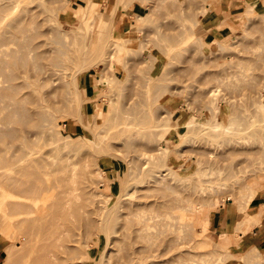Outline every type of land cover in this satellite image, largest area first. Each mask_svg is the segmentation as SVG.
<instances>
[{"label":"rangeland","instance_id":"374dc122","mask_svg":"<svg viewBox=\"0 0 264 264\" xmlns=\"http://www.w3.org/2000/svg\"><path fill=\"white\" fill-rule=\"evenodd\" d=\"M59 1L0 0V40L16 34L18 26L25 36L57 29L83 34L80 19L69 10L73 5L84 6L88 0ZM96 1L108 20L115 0ZM132 2L141 6L139 14L147 16L136 27L131 24L136 22L137 13L126 11ZM205 8L207 11L201 15ZM124 12L128 14L127 28L118 31ZM112 21L114 33L108 45L100 49L102 52L93 42L91 54L85 56L83 39L79 38L75 50L71 48L68 54L70 61L82 69L79 102L84 108L82 117L87 120L83 123L76 112L72 117L69 110H75L78 104L67 107L63 102L70 95L63 96L59 88L63 81L59 78L50 85L58 91L51 101L54 106L48 108L56 135L43 133L31 146L33 172L25 181L36 189L22 193L21 200L36 193L41 203L50 204L53 216L64 215L67 248L60 252L58 263L128 264V253L137 250L136 256L142 257L137 258L140 264H197L202 258L203 264H264V254L240 260L242 254L257 245L247 243L248 235L240 237V232L249 228L250 233V227L260 224V219H254L253 225L246 219L251 217L247 211L262 203L264 186L246 205L244 213L239 211L248 190L264 176V111L259 107L264 108V0H122ZM96 34L92 32V36ZM125 40L126 47L115 46ZM35 74L32 71L31 75ZM103 78L109 80V87ZM31 80L30 95L46 90L44 84ZM217 105L222 124L243 123L241 132L228 135L230 140L202 132L200 126L178 134L183 132L178 129L180 124L190 118L207 121L210 108ZM98 111L104 118L114 116L113 125L125 123V129L116 131L115 138L110 135L95 152L85 138H93L90 130ZM129 123L148 127L147 134L137 133ZM71 138H78L82 147L59 148ZM162 145L170 150L165 157L161 154ZM213 150L217 153L209 158L207 151ZM50 155H58L56 173L45 177L40 172L51 160ZM195 157L209 162L214 172L210 176L216 181L200 184L208 177L197 173L204 165H197ZM85 158L89 166L93 164L88 169H92L91 179L97 182L91 180L96 185L91 186V182L88 188L80 174ZM96 163L104 176L95 174ZM73 164L77 193L72 195L66 175ZM241 169L251 172L239 173ZM251 180L255 181L247 188L245 185ZM56 183L61 186L56 187ZM100 184L96 192L101 196L97 199L88 189ZM55 188L59 189L57 193ZM230 190H234L237 202L230 199ZM190 192L186 199L185 194ZM198 203L203 205L201 212L197 210ZM225 208V214H229L228 221H224L227 236L221 239ZM181 214L191 218L190 227L186 220L176 217ZM4 215L0 207V219ZM85 217L91 220L88 229ZM143 218L149 227H143L142 222L141 226L137 224ZM201 219L209 222L205 231L196 230ZM138 226L144 228V239L136 232ZM32 227H26L27 239ZM7 245L0 228V262ZM259 250L264 252V242ZM226 252L233 256L226 259ZM149 253L159 257L146 258ZM218 253L226 257L217 256Z\"/></svg>","mask_w":264,"mask_h":264},{"label":"bare ground","instance_id":"6f19581e","mask_svg":"<svg viewBox=\"0 0 264 264\" xmlns=\"http://www.w3.org/2000/svg\"><path fill=\"white\" fill-rule=\"evenodd\" d=\"M52 1L53 3H57L59 0ZM114 4L115 5H113L112 10L108 12V20H106V13L103 12L102 7L96 0H88L84 6L79 4L73 5L72 10H69V13H72L75 17L80 19V24L82 25L79 26V28L81 27L83 29V34L81 35H77L75 31L58 32L60 29H57V32L53 30L52 32H50V30H43L40 32L38 31V33H35L34 35L28 34L25 36L23 28L18 26L15 29L16 34H12L6 40H3V38L0 40V207L5 213V215L0 219V228L1 234L8 242V245L5 248V256L0 264H15L14 261L16 259L18 260V258L19 260H16V263L18 264H59V254L60 252L64 251L65 248H67L64 241L67 240L68 230L65 229V226L62 222L64 215L60 213V216H53L51 214L50 204L46 201L41 203V199L39 196L35 195L36 193H34L32 197L25 198V200H21V197H23L22 193L34 192L36 189L33 183L25 181L27 175L30 172H33L31 162L34 161V155L31 146L34 143V139L43 133L51 132L54 134V132H56L55 125L52 123V114L48 108L54 106V104L51 105V101L52 98H54V96L57 94L58 88H52L50 85L51 83L55 82V80L60 78L59 81L62 80L63 85L59 86V88L62 90L63 96L66 94L70 95H68L69 97H67L63 102L66 101L67 107H70L72 103L78 104L75 110H69L72 114V117L75 116L73 112H76L81 117L85 114L84 108L79 102V93L81 89L80 74L82 69L70 61L68 54L71 48H73L72 51L75 50L76 44H78L77 41L80 40L79 38H81V40L83 39V53L85 56H89L91 54V43L93 42L98 43L96 45L99 51L102 52L100 49H104L108 45L110 42V36L114 33L112 30V28L114 29L112 18L114 17L116 10L122 4V0H115ZM206 11L207 8L201 12V15H203ZM127 16L128 14L125 12L121 15V23L118 31H123L127 28ZM146 17L137 13L135 15L136 22L133 25L131 24V27L140 26L146 21ZM53 32L56 33L54 34ZM92 32H96V36H92ZM38 37L43 38L38 42L36 41ZM127 42L128 41L125 40L122 43L112 42V44L116 43L115 46L121 49L122 47L127 46ZM52 45H55L56 47H53ZM110 57L111 56L109 54V60ZM34 70L37 72V74L31 75L32 71ZM68 70L73 71L68 73ZM67 77H69V81L66 80ZM159 77L161 79L162 76ZM159 77L157 80H159ZM20 78L22 81H18ZM31 79L44 84V86L47 87L46 90L35 96L30 95V88H32L33 85ZM102 82L109 87V80L103 78ZM157 86L156 88H158ZM24 89H27V91L22 93ZM208 94L211 95L212 93ZM259 107L263 109L262 111H264L262 106ZM210 110H212V112L207 121H200L197 118H190L180 124L178 129H182L183 132L178 131V134L181 135V133H184L187 129L200 126L199 130L202 132L206 131L207 134L214 136L215 138H221L225 140L227 137V140H230V136L228 135L236 133L238 134L243 130V127L245 126L243 123H229L223 125L219 120L220 108L218 105L214 109L210 108ZM83 119L84 120L82 122L84 123L87 118ZM114 119V116H112V118H104L101 111L96 113L92 128L90 130L92 132L93 138H85V140L90 141L95 152L99 150V148L102 146V143L109 139L112 134H114L115 138L116 131L119 130L122 132L125 129V123L123 122L113 125L112 122ZM127 125H134L132 127H135L136 132L139 134L145 133L146 135L148 132V127L146 126L133 123H129ZM78 138H71V141H64L61 145L62 148H59L73 149L80 146L81 143ZM169 151L170 150L168 146L162 145L161 154L164 155V157L169 154ZM216 153L217 150L209 152L207 151L209 158H213ZM48 157H50L51 160L44 164L45 166L40 172L41 175L45 177H50L53 173H56L55 167L58 161V155H50ZM87 159L85 158L83 161L81 167L82 171L80 173L83 175L86 188L90 186V183L92 182L91 180L95 182L94 179H91V174L93 173L91 172L92 169H90V171L88 169L93 164L89 166L88 162H86ZM194 162L197 165H204L197 169V173L200 174V176L204 175V177H208L207 179L201 181V185L206 184L209 182V180L216 181L215 178H211L210 176L214 172L210 170L209 162H204L200 157H197ZM95 166V174L104 176L97 163ZM238 172L246 174L247 172H251V170L241 169ZM238 172L234 174L236 178L239 177ZM193 173L195 174L196 171ZM95 174H93V176H95ZM76 175V164H73L66 175V179L68 181L67 183L70 188L69 193L72 195L77 193L75 187V182L77 180ZM254 181L251 180V182L247 183L245 186L249 188L248 185L251 186ZM94 182L91 183V186L96 185L95 183L97 182ZM263 182L264 176H262L260 182H257L256 185L251 186V188L248 190L245 202L239 206L240 212L244 213L246 205L252 201V199L259 192V189L264 186ZM60 186L61 183H56V187ZM93 187L88 189L90 195L97 199L100 198L101 194H98L96 190L97 188L99 190L101 184L98 185V187L95 186V189H93ZM228 188L229 187L227 186V189ZM167 189L172 188L167 186ZM55 190L57 193L59 189L55 188ZM191 193L192 192L185 194L187 195L186 199L189 198L188 196H190ZM229 194L230 199L233 202H237V198L234 196V190H230ZM244 195L245 194L242 196ZM202 208V203H198V212H201ZM226 212L227 208H225L223 211L222 216V224L219 233L221 239H225L226 237L224 224V215ZM190 213H192L191 210ZM258 213H264V205L261 206V208L258 210ZM171 216L172 214L170 217ZM176 217L186 220V224L189 225V227L192 225L191 218L187 217L186 215L181 214ZM83 219L85 221L86 229H88L89 221L91 220L88 219V217ZM140 220H137V222H140V224L137 222L136 223L141 226V222L144 221V218L143 220ZM146 220L148 219L145 218V221ZM142 223L143 227H146V224L147 227L150 226L148 222ZM28 224L33 226L29 231V234H31L29 239L25 237V232L27 230L26 227ZM41 224H44L45 226L41 227ZM208 224L209 222L207 219H201V223L199 224L201 227L198 225L199 228L196 230L203 229V231H205V229H207L209 226ZM36 225L37 227H35ZM140 226H138L139 229H136V232L140 234V239H144L141 235L144 232V228ZM211 243L213 242L211 241ZM262 254H264V252L259 250V245H254L250 247L247 252L241 255L240 260L241 258L255 259ZM128 255V258L131 256L129 261L125 260V262H128V264L130 263L131 259H133L131 260L132 264L141 263L137 258L142 257L136 256L137 250L133 251L131 254L128 253ZM221 255H224V253H218L217 256ZM125 256V259H128L127 255ZM226 256L225 257L227 259L228 257H232L233 254L226 252ZM149 257L154 258L157 256L149 253L146 258ZM225 260L223 261L225 262ZM204 262L205 259L202 258L197 264H203ZM116 263L118 264V262ZM119 264L121 263L119 262Z\"/></svg>","mask_w":264,"mask_h":264},{"label":"crops","instance_id":"0c3cea01","mask_svg":"<svg viewBox=\"0 0 264 264\" xmlns=\"http://www.w3.org/2000/svg\"><path fill=\"white\" fill-rule=\"evenodd\" d=\"M139 7L141 8V6L137 3V2H132L126 11L130 12V13H139L138 9ZM112 8H113V5H112ZM146 8L143 7V10H145ZM255 198V197H254ZM264 205V198L262 199V203L254 206L253 208H251L250 210H248L247 212L251 214V217H248L247 222H249V224L253 225V221L254 219H257V221H259L260 219V224L259 225H255L253 228L250 227L251 229V232L248 233V229L249 228H246L242 234L240 232V237H243V235H248V239H247V243H252V244H259L261 242H264V214L261 216L259 215L258 213V210L261 208V206ZM229 217V214H225L224 215V219L226 218V221H228ZM236 220H237V217H236ZM237 223V221L235 222V224ZM251 234V235H249ZM226 236H227V233H226ZM250 237V238H249ZM228 238V237H227Z\"/></svg>","mask_w":264,"mask_h":264}]
</instances>
